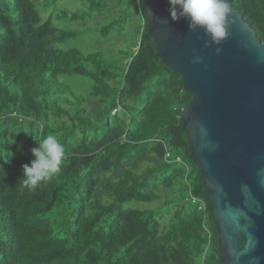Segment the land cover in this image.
<instances>
[{"label":"trees","instance_id":"trees-1","mask_svg":"<svg viewBox=\"0 0 264 264\" xmlns=\"http://www.w3.org/2000/svg\"><path fill=\"white\" fill-rule=\"evenodd\" d=\"M86 1L70 12L58 0H0V264H220L182 122L193 97L160 58L144 0H118L128 11L100 30L108 38L141 18L137 49L121 59L66 47L81 33L58 22L87 23L111 5ZM171 2L238 10L264 42V0Z\"/></svg>","mask_w":264,"mask_h":264},{"label":"water","instance_id":"water-1","mask_svg":"<svg viewBox=\"0 0 264 264\" xmlns=\"http://www.w3.org/2000/svg\"><path fill=\"white\" fill-rule=\"evenodd\" d=\"M148 34L193 97L182 122L221 235L220 264H264V42L238 10L144 0Z\"/></svg>","mask_w":264,"mask_h":264},{"label":"rangeland","instance_id":"rangeland-1","mask_svg":"<svg viewBox=\"0 0 264 264\" xmlns=\"http://www.w3.org/2000/svg\"><path fill=\"white\" fill-rule=\"evenodd\" d=\"M171 1L177 2V0H166L167 5H172ZM89 3L86 0H58L57 7L59 9L67 10L70 12L78 11L85 8ZM121 5V3H120ZM115 9H111V8ZM53 9V7H51ZM123 10H127V6H119L118 0H111L110 7L104 9L101 13L97 14L93 21L82 23H68L66 21L58 22V24L67 23L71 28L78 30L81 35L70 40L66 43L67 48H78L85 53H93L95 51H102L106 55L112 58H127L126 54H133L138 46V39L141 33V18L133 15L132 18L124 26H120L116 31L108 38H102L100 36V30L102 27L112 20L119 18L118 15ZM51 13V9H44L42 11L43 20H46ZM125 19V18H124ZM65 25V24H64ZM63 26V25H61ZM119 26V25H118ZM81 91L83 94L88 95L87 84L79 82ZM89 100V105H94L92 99ZM136 208H149L153 207L152 204H144L133 202Z\"/></svg>","mask_w":264,"mask_h":264},{"label":"built area","instance_id":"built-area-1","mask_svg":"<svg viewBox=\"0 0 264 264\" xmlns=\"http://www.w3.org/2000/svg\"><path fill=\"white\" fill-rule=\"evenodd\" d=\"M169 156H170V155L168 154L167 157H169ZM192 202L195 203L196 201H195V200H192ZM200 207H202V206L200 205Z\"/></svg>","mask_w":264,"mask_h":264}]
</instances>
